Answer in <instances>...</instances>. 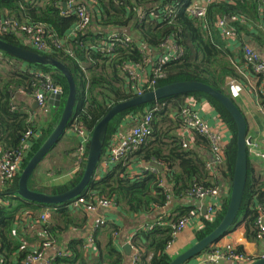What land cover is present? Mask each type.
<instances>
[{
    "label": "trees",
    "instance_id": "1",
    "mask_svg": "<svg viewBox=\"0 0 264 264\" xmlns=\"http://www.w3.org/2000/svg\"><path fill=\"white\" fill-rule=\"evenodd\" d=\"M66 1L0 0V23L8 19L20 26L40 25L45 28L47 32L46 42L49 48L45 52L39 53L64 63L71 71L78 88L76 111L69 127L72 122H77L94 129L114 105L137 97V89L126 78L127 76H124V66L136 67L141 65L144 68L149 66V63L145 62L148 54L140 53L139 44L149 54L151 53L150 57H159L160 52L168 42H173L176 47L183 50L181 59L172 61L164 67L166 78L158 81L156 88L183 81H196L205 83L230 98L228 79L233 82L242 81L243 85L248 83L245 77L247 71L251 72V68L247 66L244 58L245 46L254 45L264 57V27L261 16L263 0L218 1L210 6L206 20H199L188 13V7L190 8V5L194 4L192 0H125L122 5L119 3L122 0H88V2L95 1L91 11L92 16H96V19L93 18L78 44L71 42L73 43L71 46L74 49V57L67 54L63 44L77 23V17L63 15V3ZM179 4L182 6L172 22H163L161 19L159 22L149 19L140 22L138 19L140 10L149 12L153 7L160 5H170L176 8ZM159 12L164 14L165 8L159 9ZM232 18H236V20L231 21ZM220 19L229 20L230 25L236 28L237 39L240 40L238 50H232L230 42L221 36L217 28ZM109 29L126 30L136 34L137 43L131 49L118 48L111 54H101L97 44L109 36ZM246 36L251 38L249 42L244 41ZM0 39L12 45L38 52L28 44L21 34L4 35L0 36ZM2 56L10 60L9 63H6V72H0V74L3 73L0 79V145L2 151L9 152L20 149L22 139L28 131L33 133L41 131L42 133L41 139L36 141L33 148L31 147L28 152L24 160V169L58 124L66 95L62 100L61 108L57 110L56 118L39 127L38 124L30 121L28 114L20 111L21 109L16 106L15 100L19 92L35 97L37 90L45 83V79L36 71L40 70L47 73L50 71L7 54ZM239 60H241L240 63ZM22 64H25L28 69H23ZM243 64L246 66V72L238 69ZM31 70L34 71L31 72ZM53 75L54 85L61 87L66 94L68 90L66 80ZM188 98L210 103L220 114L223 122L228 124L235 135L237 134L236 126L229 113L219 102L205 94L183 95L130 109L119 115L111 123L106 146L121 128V123L126 118L137 124L144 117L146 111L155 110L151 139L141 149L130 154V159L127 161L122 159V162L104 177L98 178V168L83 196L88 195L90 199L94 196L112 201L119 205L126 215L137 216V220L141 216L154 215L153 223L157 224L161 216L167 215L165 211L168 210L171 198L188 200V194L195 184L205 188L222 186L221 182L216 184L206 182L209 175L208 159L195 153L191 148H184V140L179 135V131L183 127L181 118L184 105L181 104V101ZM261 101V104H264V98H261ZM156 106L159 107L155 108ZM63 138L51 152L59 146ZM196 140L198 145L200 144L206 149L211 146L203 136H197ZM77 150L78 147L73 151L77 152ZM104 154L105 150L103 156ZM236 154L237 141L235 139L226 149V162L216 167L220 177L230 183L233 179ZM131 159L145 165L155 162L161 164L166 170L162 173L149 172L144 173L143 177L131 178L127 165ZM75 161L76 156L74 164L72 163L69 170L70 177L64 182L53 184L50 187L41 186L44 179L38 177L39 170H37L29 182L30 189L45 194L58 195L74 188L81 181L84 173L82 170L73 174L76 170ZM252 166L253 162L250 160L249 178L241 215L246 226V239L252 243H259L263 238H260L255 223L258 209L264 210V176L254 171ZM51 172L52 170H49L46 174ZM58 173L63 174L64 170L58 169ZM20 174L11 185L0 188L2 193L0 194V264H25L28 256L41 251L46 242L53 241L55 244L61 242L60 235L62 232H68L70 228H76L78 225L74 224V221L79 219L74 215L73 210L68 208L71 202L61 206L46 207L26 203L13 196L12 193L18 189ZM228 202L229 196L224 200L223 211L218 213L213 221L204 219V228L199 231L198 240L205 238L217 228L226 213ZM50 208L57 212L54 220L61 218L62 223L53 224V220L52 224L48 222V224L42 225L50 235V240L43 242L37 251L30 252L23 243L16 224L24 212L31 211L36 215L35 212H43L44 209ZM194 209V207H179L177 215L168 217L166 220L168 224L156 226L151 231H147L145 228L140 229L131 241V245L141 253L139 264H169L173 258L166 249L174 241L172 225L178 226L183 219L192 215ZM85 215L88 216L86 213ZM81 221L86 226V217ZM239 223L237 222L235 226H238ZM108 226L110 227L106 228L103 233L107 240L105 248L102 247L100 235L94 236V244L96 247L98 246L99 250L96 263L125 264L129 257L124 252H119L114 243V235H119L121 226L107 225L106 227ZM81 230L80 238L72 239L67 244L64 253L69 256L56 259L52 264H78L79 262L86 264L87 254L85 250L87 249L84 250L85 240L82 236L86 229L81 228ZM236 250L246 254L241 248H236ZM258 259L260 258L248 256L246 264Z\"/></svg>",
    "mask_w": 264,
    "mask_h": 264
},
{
    "label": "built area",
    "instance_id": "2",
    "mask_svg": "<svg viewBox=\"0 0 264 264\" xmlns=\"http://www.w3.org/2000/svg\"><path fill=\"white\" fill-rule=\"evenodd\" d=\"M193 5L188 7V13L199 20H206L209 8L213 3L221 0H192ZM65 16H76L77 24L71 29V33L67 40L63 42L66 52L70 57H74V49L72 44H78L80 38L86 33L89 28L93 16L92 9L95 5V1L88 2V0H67L66 2ZM121 5L125 3V0L119 2ZM165 8L164 14L159 12V9ZM179 8V7H178ZM177 8V9H178ZM176 8L170 5H160L154 9L146 12L140 10L139 20L140 22L145 20V18L156 19L158 22L160 19L163 22H172L177 17ZM261 16L264 25V0L261 7ZM236 18H232L231 21H235ZM217 28L219 29L221 36L228 40L229 42L237 40L236 28L230 25V21L226 19H220L217 23ZM21 34L27 40L35 50L38 52H45L48 50V43L46 42L47 32L43 26H20L18 23L12 20H4L0 23V36ZM72 40V41H71ZM73 42V43H71ZM123 44L126 49L133 48V45L137 43L136 39L128 35L126 30H116L109 34L105 40L97 44L98 51L101 54H111L116 49V44ZM166 44L164 49L160 52L159 57H150L148 51L139 44V51L141 54L145 55L146 60L149 63L147 68L139 65L124 66V73L127 74L129 81L137 89L138 96L144 95L149 91L157 89V83L161 79L166 78L164 72V67L172 62L181 59L183 56V50L174 45ZM82 45V43H80ZM3 54L0 53V58ZM149 56V57H147ZM244 58L248 67L251 68L250 75L246 73L245 79L248 81L247 85H243L245 89H249L255 94L259 101V107L261 114L264 119V104H261V98H264V59L262 55L255 50L252 46L247 45L244 48ZM40 76L45 79V83L40 87L35 94V101L39 108H44L48 102V97L51 95H64V91L61 87L54 85V75L50 72H39ZM132 85V86H133ZM243 87L230 85L231 96L234 99L240 98V93ZM199 102L197 100L186 103L182 109V122H183V138L188 132H195L203 137H205L209 143L212 153V162L207 164L208 170L212 171L213 166L223 165L226 162V148L229 144L225 140V123L221 120L218 126H211L207 121H205L197 111ZM154 111L149 110L145 113L144 117L135 124L127 135L122 137L119 141L115 142V145L111 147L107 158H103L102 165L103 170H108L111 165L119 163L122 159H125L130 154L138 151L144 145L148 143L153 134V121H154ZM94 129L86 127L77 122H72V125L67 130V133H71L73 136L79 138V147L76 152V170L73 174H76L84 170V165L86 166L88 151L90 147V142L92 138V133ZM36 134L32 131H28L21 143L20 149L12 150L9 152H3L0 145V188H4L7 185H11L18 175L23 170L24 160L27 153L31 149V144L35 139ZM184 148H189V143L184 141ZM250 148V150H249ZM248 151L254 154L258 159L264 161V151L258 149L256 143H251L248 145ZM106 168V169H105ZM156 173L157 169L152 166L144 167V173ZM188 198L191 201L202 204L208 199H212L210 204L206 207V217L208 220L213 221L216 214L222 208L220 204V189L219 188H205L202 185L195 184L191 192L188 194ZM116 203L109 201L107 199L92 197L89 198L88 195L81 196L78 199L72 201L68 208L73 211L83 210L84 212L99 213L102 210L111 209ZM55 209H47L41 220L47 222ZM191 221V217L183 219L178 226L172 225L174 229V241L167 247L166 251L170 252L174 243L188 227ZM256 226L259 232L260 238L264 237V210L262 208L258 209V215L256 218ZM166 225L165 217L161 216L157 224L148 225L145 229L151 231L156 228V226ZM107 226V221L103 218L97 220L94 227V234L90 236L85 243L88 249H95V233H98L104 227ZM118 236V234H116ZM131 241L133 239H130ZM53 241L46 242L41 251L28 256L25 264H38L42 262L45 258L46 251L54 246ZM131 245V244H130ZM132 246V245H131ZM132 264H139L141 262V253L138 249L132 246ZM69 255L64 252H58L52 259L46 260V264H52L56 259L65 258ZM229 261L235 264H246L248 262V255L239 253L236 248L232 245H227L224 247H219L214 255L207 257H202V264H221L222 261ZM221 261V263H220Z\"/></svg>",
    "mask_w": 264,
    "mask_h": 264
},
{
    "label": "crops",
    "instance_id": "3",
    "mask_svg": "<svg viewBox=\"0 0 264 264\" xmlns=\"http://www.w3.org/2000/svg\"><path fill=\"white\" fill-rule=\"evenodd\" d=\"M199 1V0H197ZM262 3V1H261ZM263 4V3H262ZM262 7V6H261ZM96 14V13H95ZM94 20L96 19V16L93 15ZM77 24V23H76ZM263 24V20H262ZM264 27V25H263ZM118 29H109L108 33H112ZM256 33V32H255ZM251 38L248 36L244 37L245 42H249ZM66 41H69L66 39ZM240 40L237 39L235 41H231V49L232 50H238L239 49V42ZM252 46L255 50L256 47L254 45ZM258 51V50H257ZM259 52V51H258ZM263 56V55H262ZM264 58V57H263ZM10 60L7 58H0V72L5 73L6 72V66L4 65L6 63H9ZM241 60H239V63ZM23 69H28V67L25 64H22ZM240 71H245L246 72V66L245 64L240 65L238 67ZM34 70H31V72ZM36 72H41L40 70H37ZM1 73V74H3ZM0 74V79L2 78V75ZM247 74L250 75V72L247 71ZM235 86H240L243 87L242 92L240 93V98L234 99L238 107L241 109V111L244 113L247 124H248V138L251 139L253 143H256L258 145V149L260 151H264V119L260 111L259 107V101L257 97L255 96L254 93L249 91V89H245L243 86L242 81L238 82H233L232 83ZM230 84V85H231ZM229 85V89H230ZM231 95V91H230ZM49 98L48 97V102L44 108H38L33 110V104L35 101V97H30L27 94H24L23 92H19L16 96V106L21 109L20 111L28 114L30 116V121L33 123H36L39 125V127L44 126L47 123H50L54 118H56L58 114V109L61 107H53L49 104ZM197 111L200 114V116L207 121L211 126H218L219 123H221V116L220 114L215 110V108L208 103L207 101H199V105L197 107ZM223 121V120H222ZM135 125V123L130 122L129 118H126L125 121L121 123V128L116 132L112 139L109 141L108 145L105 147V154L103 158H107L109 151L112 146L115 145V142L119 141L122 137L128 134V132L132 129V127ZM183 128L181 127L179 131V135L183 138L182 135ZM36 137L32 142V148L33 145L36 141L40 140L42 137L41 131L35 132ZM225 140L229 142V146L234 140V132L231 130V128L228 126V124L225 122ZM199 136L195 132H188L186 133V136L183 139H186L189 143V148L193 149L195 153H198L201 156H205V158L208 159L209 162L213 161L212 160V153L211 149H206L202 147L200 144L198 145V142L196 140L197 136ZM79 138L73 136L71 133H66L65 138L61 141L59 146L51 152L48 156H51V162H53L54 167L51 173L48 174L50 177L51 181H48L47 179V171L46 169L41 167V164L46 160H44L40 166L38 167V177L44 179L43 184L41 186H46L50 187L53 184L56 183H62L64 182L68 177H70L69 170L72 166V163L74 164L75 156H76V147H79ZM188 148V149H189ZM250 150V148H249ZM73 153V154H70ZM249 153V158L253 162V169L254 171H257L259 175L264 176V161L258 159L254 154ZM28 155V153H27ZM26 155V157H27ZM47 158V157H46ZM130 159V155L125 158L123 161H127ZM122 162V161H120ZM119 162V163H120ZM119 163L111 165L108 170H103V165L102 161L100 162L99 166V172H98V178L104 177V175L108 174L111 169L115 168ZM128 165V173L131 178H136V177H143L144 175V167H148L151 165H145L143 163H140L134 159H131L130 161L127 162ZM161 165V164H160ZM258 166V167H257ZM163 167V166H162ZM58 169H63L64 173L59 174ZM106 169V168H105ZM36 170V171H37ZM166 168L163 167V171H165ZM157 172H160L157 170ZM156 172V173H157ZM146 173V172H145ZM162 173V172H160ZM208 179L206 180L207 183H218L221 182L222 186V192L220 193L221 201L224 203V200L226 197L231 196L232 192V182L230 183L228 180H224L220 177V175L217 173L216 170V165L213 166V170L210 171L208 170ZM0 194H2L0 192ZM13 196L17 197L12 193ZM171 202L169 204L168 210H166V216L168 217H174L177 215V210L179 207H194V212L192 213L191 221L187 227V229L179 235L178 239L174 243L172 249L169 252V255L173 258L176 256L182 254L186 250H188L190 247H192L194 244L198 242L197 235L199 231H201L204 228V219H206V207L210 204L212 199H208L202 204H199L197 202L191 201V200H178V198H171ZM51 209V208H50ZM46 209L43 210V212ZM43 212H35L37 213L36 215L29 211V212H24L22 218L17 222V229H19V235L23 240V243H25L28 251L30 252H35L37 251L40 246L42 245L43 242L50 240V235L42 225L53 223V224H61L62 220L61 218H57L54 220V218L57 216V212L54 211L52 213L50 219L47 222H43L41 220L42 213ZM74 215L79 219L75 220L74 224H78L76 228H70V230L67 232H62L60 235L61 242H57L54 244V246L46 251L45 258L42 262L38 264H46V260L52 259L58 252H65V249L67 247V244L75 238H80L81 235V228H85L86 232L82 234L83 239L85 240L84 243H87V240L90 238L92 234H94V227L98 219L103 218L107 221V225H117L121 226V232H119V235L116 236L114 235V243L116 244V247L119 252H124V246L127 244H131V240L133 239L135 234L142 228H145L148 225L154 224V215L153 216H141L137 220V216L135 215H126L124 212H122L121 208L119 205H114L111 209L108 210H102L99 213H91L88 214V216L85 215L83 210H78V211H73ZM72 212V213H73ZM42 214V215H40ZM174 214V215H172ZM87 219L86 226H84L81 222L83 219ZM54 220V221H53ZM53 221V222H52ZM239 225L235 226L232 231L224 237L218 245L220 246H227V245H232L235 248H241L244 250V252L254 258H263L264 257V237L263 240H261L259 243H252L249 242L246 239V226L244 223V218L243 216L239 220ZM105 227L102 230H100L98 233H95V235H100L99 239L101 240L102 247L105 248L107 244L106 236L103 235L105 232L106 228ZM95 241V240H94ZM55 243V242H54ZM217 245V246H218ZM86 251V258L85 262L86 264H97L96 259L98 258L99 255V250L98 246H95V249H88L86 245H84ZM133 254V252H132ZM132 254L128 256V260L125 262V264H132ZM78 264H81L79 262ZM189 264H202V257H199L198 259L193 260ZM221 264H234L233 262L229 261H222Z\"/></svg>",
    "mask_w": 264,
    "mask_h": 264
},
{
    "label": "water",
    "instance_id": "4",
    "mask_svg": "<svg viewBox=\"0 0 264 264\" xmlns=\"http://www.w3.org/2000/svg\"><path fill=\"white\" fill-rule=\"evenodd\" d=\"M63 8L66 10V3L63 4ZM0 53L20 59L38 68L48 70L56 76L65 79L68 86L67 93L64 94L66 95V100L58 124L46 142L35 153L20 174L18 189L14 193L18 199L23 200L26 203L43 205L46 207L61 206L78 199L84 194L98 171L106 147L109 127L119 115L130 109L147 106L151 103L165 99L200 93L210 96L219 102L229 113L236 126L237 154L232 179V192L226 213L217 228L205 238L199 240L188 250L173 258L169 264L191 263L195 258L201 256L209 248L219 243L232 231L237 222H239L242 217L241 210L249 178L250 158L248 145H250L252 141L248 138V124L246 117L232 98L205 83L183 81L157 88L144 95L114 105L108 111L106 116L94 127L87 162L81 181L74 188L65 193L58 195L45 194L31 190L29 182L40 164L66 135L76 111L78 88L69 68L64 63L51 56L12 45L2 39H0ZM231 83L232 80L228 79L227 85L229 86ZM64 95H51L49 98V104L53 107H60ZM37 107L38 104L34 102L32 109L35 110ZM150 165L160 172H163L162 165L155 162ZM124 251L127 256H130L132 254V246L130 244L125 245ZM250 264H264V257L251 262Z\"/></svg>",
    "mask_w": 264,
    "mask_h": 264
},
{
    "label": "rangeland",
    "instance_id": "5",
    "mask_svg": "<svg viewBox=\"0 0 264 264\" xmlns=\"http://www.w3.org/2000/svg\"><path fill=\"white\" fill-rule=\"evenodd\" d=\"M65 3V2H64ZM63 3V4H64ZM182 5H178V6H176V12H177V15H178V11H179V9H180V7H181ZM155 7H153L152 9H154ZM151 9V10H152ZM63 15H65V10H64V13H63ZM76 17V16H75ZM138 19H139V15H138ZM146 19H149V20H151V21H155V22H158L156 19H152V18H145V20ZM140 21V20H139ZM128 35L129 36H131L132 38H134V39H136V37H137V35L136 34H132V33H130L129 31H128ZM169 44H171L170 42H169ZM118 48H123V49H126V47L121 43V44H119V43H117L116 44V49H118ZM6 66V64L4 65V67ZM6 69H7V66L5 67ZM124 76L126 77L127 76V74L126 73H124ZM128 80H129V78H128V76L126 77ZM165 79V78H164ZM150 92V91H149ZM148 93V92H147ZM138 96V95H137ZM195 100H197L198 102H199V100L198 99H195V98H188V99H185V100H183V101H181V104H183L184 106H185V104L186 103H189V102H191V101H195ZM183 106V107H184ZM159 106H156L155 108H158ZM183 107H182V109H183ZM161 108V107H160ZM149 111V110H148ZM147 112V111H146ZM199 135V134H198ZM201 136V135H200ZM236 137V138H235ZM236 139V141H237V134L235 135L234 134V140ZM184 141H186V142H188L186 139H183ZM234 140H233V142H234ZM229 147V145L227 146V148ZM226 148V149H227ZM51 156H47V158H46V160L41 164V167L42 168H44V169H46L47 171L48 170H50V169H53V167H54V164H53V162H51ZM212 162V161H211ZM211 162H209V163H211ZM217 166H221V165H216V167ZM208 169V168H207ZM37 173V172H36ZM47 176H48V174H47ZM47 179H48V181H51L50 180V177L48 176L47 177ZM213 188H219L220 189V193L222 192V188L220 187V186H213ZM229 199H230V197H229ZM229 203V202H228ZM220 204L222 205V208L219 210V212L218 213H220V212H222L223 211V209H224V203H222V201H221V197H220ZM218 213L216 214V216L218 215ZM216 216H215V218H216ZM163 217H165V223L166 224H168V222H166V220L168 219L167 218V216L166 215H164ZM214 218V219H215ZM206 219H207V217H206ZM213 219V220H214ZM208 220V219H207ZM210 221V220H209ZM202 240V239H201ZM199 241V240H198ZM216 246L214 247V246H212L211 247V249L208 251V252H206V253H204V254H202L201 255V257H207V256H210V255H214L216 252H217V249L219 248V247H223V246H220V245H218V244H215ZM218 245V246H217ZM168 254H169V252H168ZM173 258V257H172ZM222 261V260H221ZM221 261H220V263H221ZM235 264V263H234Z\"/></svg>",
    "mask_w": 264,
    "mask_h": 264
},
{
    "label": "bare ground",
    "instance_id": "6",
    "mask_svg": "<svg viewBox=\"0 0 264 264\" xmlns=\"http://www.w3.org/2000/svg\"><path fill=\"white\" fill-rule=\"evenodd\" d=\"M138 24H139V23H138ZM85 43H86V42H85ZM231 98H232V96H231ZM232 99L234 100V98H232ZM234 101H235V100H234ZM199 257H201V256H199ZM199 257H197V258H195V259H198ZM195 259H194V260H195Z\"/></svg>",
    "mask_w": 264,
    "mask_h": 264
},
{
    "label": "clouds",
    "instance_id": "7",
    "mask_svg": "<svg viewBox=\"0 0 264 264\" xmlns=\"http://www.w3.org/2000/svg\"><path fill=\"white\" fill-rule=\"evenodd\" d=\"M23 171V170H22Z\"/></svg>",
    "mask_w": 264,
    "mask_h": 264
}]
</instances>
